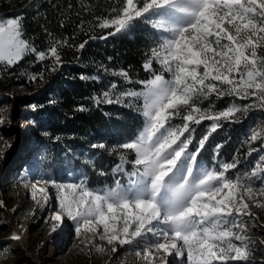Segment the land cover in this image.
Wrapping results in <instances>:
<instances>
[{
	"label": "snow or ice",
	"instance_id": "obj_1",
	"mask_svg": "<svg viewBox=\"0 0 264 264\" xmlns=\"http://www.w3.org/2000/svg\"><path fill=\"white\" fill-rule=\"evenodd\" d=\"M112 13L110 18H97L99 28L111 29L99 39L126 32L137 22L157 33L143 65L152 75L138 82L139 90L122 89L112 81L92 100L98 106L117 104L134 110L144 118L143 127L112 149L120 150L119 163L112 169L120 178L112 185L95 188L84 176L67 182L46 179L31 185L33 199L39 192L47 202L48 189L38 183L50 185L59 206L51 217L57 222L53 231L67 218L77 236L84 231L108 245H136V255L148 264H155L161 252L182 258L179 264L247 262L252 254L249 229L240 217L251 215L247 201L264 207L257 199L264 197V155L250 175L237 171L235 177L229 173L238 170L240 159L209 168L199 156L223 126L221 121L238 123L241 114L246 118L254 109L264 113V0H119ZM23 19L0 17V65L15 66L29 55L36 62L62 64L60 48L68 41L54 40L46 50H38L26 38ZM87 43H80L78 50ZM154 62L162 72L153 71ZM113 75L135 83L126 70ZM30 79L38 76L32 74ZM80 79L99 80V76ZM213 96L250 102L217 110ZM77 110L87 109L80 105ZM204 121H210V127L195 141L194 126ZM250 139L258 141L261 135L254 132ZM257 151L253 147L245 155ZM161 264L171 261L163 259Z\"/></svg>",
	"mask_w": 264,
	"mask_h": 264
},
{
	"label": "rangeland",
	"instance_id": "obj_2",
	"mask_svg": "<svg viewBox=\"0 0 264 264\" xmlns=\"http://www.w3.org/2000/svg\"><path fill=\"white\" fill-rule=\"evenodd\" d=\"M16 2L0 0V17L17 16L13 15L15 10L12 9ZM60 55L62 64L54 65L52 62L50 69L55 67L56 70L49 69L48 72L42 73V78H39L41 74L38 75L35 81L19 83L18 79H12L10 75L0 72V264H148L146 260L136 255V245L120 246L117 243L108 245L106 241L94 238L92 233L84 231L77 236L74 223L67 218L60 228L53 231L57 222L51 217L54 212L59 211V206L55 199L56 190L50 185L38 183V187L48 189L47 202H44L43 194L39 192L33 199L31 185L38 181L56 179L67 182L79 180L81 176L85 177V173L76 168L68 158L77 155L78 151L69 147L65 139H57V135L48 127L51 122L49 116L39 113L47 102H51L57 90V86L52 84L66 63L61 51ZM43 93L46 94L44 99L47 101L34 99ZM211 100L217 110H222L231 103L243 105L250 102L233 97L216 99L214 96ZM204 106H208V101H205ZM133 112L137 114L134 110ZM137 115L142 123L135 133L143 127L144 120L142 115ZM244 119L250 124L246 134L242 135L239 141V144L246 145L245 152L241 156L238 170L229 173L231 177H235L237 171L250 175L259 156L264 155V151H260L264 146V113L254 109L246 118L241 114L240 121ZM179 122L177 119L176 123ZM221 123L224 126L228 122ZM210 124V121H204L194 126L195 141L202 138ZM223 126L218 131H221ZM45 132L48 135H44ZM254 132L260 133V140L250 139ZM225 133L223 130L221 137L209 138L199 156L201 164L211 168L236 157L235 152L240 151L239 145L235 146L237 149L233 152L228 150L223 152L224 158L217 157L219 149L216 146L222 145L223 138L227 137ZM244 136H247V139ZM215 140L216 143L213 144ZM190 147L194 150L195 142ZM253 147L258 151L246 156L245 154ZM125 167L131 170V165ZM113 176L115 179L120 178L115 173ZM259 184L258 180L255 181V186L258 187ZM257 199L264 204V197ZM247 203L251 215L242 216L240 219L248 226L249 231L246 234L250 238L249 247L252 254L247 262L240 264H264V207H257L253 201ZM16 236H19V239H15ZM88 240H92V243H87ZM97 246L103 247L104 251H97ZM114 247L117 248L116 252L112 251ZM140 248H143L142 244ZM159 256L160 259L156 260L155 264H161L163 259H169L171 264H179L182 259L177 256L166 257L163 252L159 253Z\"/></svg>",
	"mask_w": 264,
	"mask_h": 264
},
{
	"label": "trees",
	"instance_id": "obj_3",
	"mask_svg": "<svg viewBox=\"0 0 264 264\" xmlns=\"http://www.w3.org/2000/svg\"><path fill=\"white\" fill-rule=\"evenodd\" d=\"M16 1L12 6L15 10L13 15L24 17L26 38L38 50H46L54 40L68 41L60 48L66 63L52 84L57 86V90L51 102H47L39 113L49 116L51 122L48 127L57 135L56 138L65 139L69 147L78 151L77 155L68 158L85 173L92 187L113 183L115 178L112 169L119 162L120 150L112 149L131 137L142 120L132 109L106 103L98 106L92 97L108 90L107 86L112 81L117 82L122 89L141 88L138 82L152 75L145 71L143 65L150 56L153 41L158 38L157 33L149 25L137 22L126 32L99 39L111 29L99 28L97 18H110L112 9L119 6V0ZM85 40L88 41L85 48L78 50V45ZM101 65L109 71L105 72ZM51 66L52 61L36 62L34 55H29L15 66L0 65V72L24 83L31 80L32 74L38 76L48 72ZM122 69L129 73L135 83L127 84L122 78L113 75ZM153 71L161 72L158 63H153ZM81 75L99 76V80H81ZM45 97L43 93L34 99L43 102L47 101ZM80 105H84L87 110L78 111ZM246 120L236 125L226 123L221 131L217 130L210 136L215 139L223 135V130L226 131L227 137L223 138L217 157L221 159L223 152H233L237 149L235 146L239 145L240 151L237 150L235 154L242 160L246 145L239 144V141L250 126ZM244 137L247 139V136ZM101 143L106 147H92ZM101 171L105 175H100Z\"/></svg>",
	"mask_w": 264,
	"mask_h": 264
}]
</instances>
